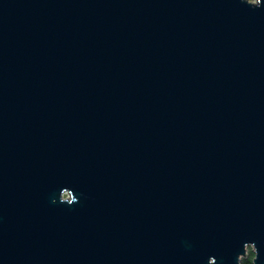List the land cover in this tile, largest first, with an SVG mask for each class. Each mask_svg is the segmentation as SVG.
I'll return each mask as SVG.
<instances>
[{
    "label": "water",
    "instance_id": "1",
    "mask_svg": "<svg viewBox=\"0 0 264 264\" xmlns=\"http://www.w3.org/2000/svg\"><path fill=\"white\" fill-rule=\"evenodd\" d=\"M264 264V0H0V264Z\"/></svg>",
    "mask_w": 264,
    "mask_h": 264
},
{
    "label": "rangeland",
    "instance_id": "2",
    "mask_svg": "<svg viewBox=\"0 0 264 264\" xmlns=\"http://www.w3.org/2000/svg\"><path fill=\"white\" fill-rule=\"evenodd\" d=\"M254 258H255V253H254L253 247L251 246V247L248 248V256L245 259H247V260H249V261H251L253 263ZM245 259H243V261ZM243 261H242V264H243Z\"/></svg>",
    "mask_w": 264,
    "mask_h": 264
},
{
    "label": "trees",
    "instance_id": "3",
    "mask_svg": "<svg viewBox=\"0 0 264 264\" xmlns=\"http://www.w3.org/2000/svg\"><path fill=\"white\" fill-rule=\"evenodd\" d=\"M243 264H253V263H252L251 261L245 259V260L243 261Z\"/></svg>",
    "mask_w": 264,
    "mask_h": 264
},
{
    "label": "snow or ice",
    "instance_id": "4",
    "mask_svg": "<svg viewBox=\"0 0 264 264\" xmlns=\"http://www.w3.org/2000/svg\"><path fill=\"white\" fill-rule=\"evenodd\" d=\"M257 2H258V0H257Z\"/></svg>",
    "mask_w": 264,
    "mask_h": 264
},
{
    "label": "bare ground",
    "instance_id": "5",
    "mask_svg": "<svg viewBox=\"0 0 264 264\" xmlns=\"http://www.w3.org/2000/svg\"><path fill=\"white\" fill-rule=\"evenodd\" d=\"M251 247V246H250Z\"/></svg>",
    "mask_w": 264,
    "mask_h": 264
}]
</instances>
